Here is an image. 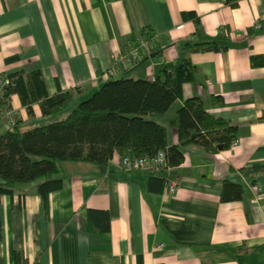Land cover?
Instances as JSON below:
<instances>
[{"label":"crops","instance_id":"1","mask_svg":"<svg viewBox=\"0 0 264 264\" xmlns=\"http://www.w3.org/2000/svg\"><path fill=\"white\" fill-rule=\"evenodd\" d=\"M144 31L156 55L108 76ZM196 43L215 48L187 45ZM183 60L196 80L148 118L179 144L172 121L184 99L200 97L238 127V145H186L183 163L154 178L124 170L117 153L107 165L60 162L64 187L47 209L34 183L2 196L0 264H17L16 253L28 264H264V0H0V73L39 70L49 95L70 90L79 102L111 79H153ZM9 101L22 130L60 119L39 103L29 114L18 94ZM166 177L179 183L173 194ZM226 180L242 185L240 200L222 201Z\"/></svg>","mask_w":264,"mask_h":264},{"label":"trees","instance_id":"2","mask_svg":"<svg viewBox=\"0 0 264 264\" xmlns=\"http://www.w3.org/2000/svg\"><path fill=\"white\" fill-rule=\"evenodd\" d=\"M187 14L198 21L196 14ZM212 44L187 45L201 50L215 48ZM155 55L152 52L150 57ZM8 76L12 80L7 88L8 97L18 94L29 114H33L34 103L40 104L43 116H57L73 103L70 90L49 95L39 70ZM196 76V66L190 60H183L164 65L153 79L117 77L79 101L64 119L26 130L17 125L0 130V237L2 196L13 195L20 183H34L47 209L50 194L64 187L60 162L107 165L116 153L153 157L163 151L168 165L175 167L183 163L182 147L186 145L199 144L210 152H218L220 145L223 149L230 148L238 139V127L208 113L200 97L184 99L172 121L178 127L179 144H169L166 127L148 118L154 113L167 112L176 100L182 99L184 83L195 81ZM151 175L155 177V173ZM163 182L166 184V179ZM242 196L241 184L224 181L222 201L240 200ZM108 227L109 224L102 229ZM16 263L28 264L20 253H16Z\"/></svg>","mask_w":264,"mask_h":264},{"label":"built area","instance_id":"3","mask_svg":"<svg viewBox=\"0 0 264 264\" xmlns=\"http://www.w3.org/2000/svg\"><path fill=\"white\" fill-rule=\"evenodd\" d=\"M156 36L152 33L141 32L135 40L128 42L124 49L120 50L114 57L110 68L107 70L108 76H117L122 71L149 58L152 53L153 43ZM12 84L8 75H0V130H9L17 125L19 115L17 110L10 105L7 95V88ZM239 140H235L231 146L238 145ZM121 166L126 171L143 170L149 173L169 171L171 167L167 163L165 152L160 151L153 157H135L131 155L121 156ZM179 183L176 179L166 177V188L173 194L178 189ZM257 191L261 190L259 184Z\"/></svg>","mask_w":264,"mask_h":264},{"label":"rangeland","instance_id":"4","mask_svg":"<svg viewBox=\"0 0 264 264\" xmlns=\"http://www.w3.org/2000/svg\"><path fill=\"white\" fill-rule=\"evenodd\" d=\"M77 103L78 102H73L72 104H71V106H70V108L69 109H67L66 111H64V112H62V113H60L59 115H57V116H59V117H57V118H60V119H64L67 115H68V113L77 105ZM20 129H23V128H20Z\"/></svg>","mask_w":264,"mask_h":264},{"label":"water","instance_id":"5","mask_svg":"<svg viewBox=\"0 0 264 264\" xmlns=\"http://www.w3.org/2000/svg\"><path fill=\"white\" fill-rule=\"evenodd\" d=\"M219 148H220V149H222V148H223V146H222V145H220V146H219Z\"/></svg>","mask_w":264,"mask_h":264}]
</instances>
